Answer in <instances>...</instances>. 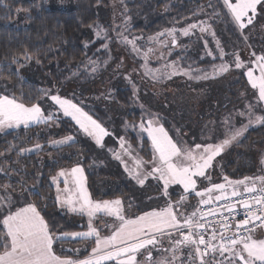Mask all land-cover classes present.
<instances>
[{"label": "snow or ice", "instance_id": "obj_1", "mask_svg": "<svg viewBox=\"0 0 264 264\" xmlns=\"http://www.w3.org/2000/svg\"><path fill=\"white\" fill-rule=\"evenodd\" d=\"M262 3L264 0H222V6L227 9L225 14H230L241 30L253 24L257 6ZM209 7L213 5L210 3ZM218 15L213 7V14L209 19ZM197 28L200 33L207 32L215 38V32L208 21L188 24L179 32L189 37ZM96 29V37L109 38L107 29L99 24ZM177 31L176 28L166 29L148 39L149 42L164 45L170 51L171 47L178 45ZM119 35L125 44L132 45L134 52L143 55L144 75L153 80L170 79L177 74L186 75L190 79H208L207 74L193 75L198 70H193L190 66L187 69L181 68L177 61L166 63L162 69H153L148 64V54L154 50L149 48L142 51L137 45L136 37L129 39L123 32ZM160 37L170 38V43L166 44ZM216 44L220 49L219 55L223 58L225 53L218 40ZM102 47L108 49L107 44ZM207 54L212 55V52L209 50ZM252 56L255 57L252 64L258 68L259 75H255L254 69L249 67L247 77L252 88L258 89V100L264 102V54L257 56L253 52ZM22 59L29 61L33 56L25 50ZM13 62L20 64V58H15ZM234 64L237 69L244 67L239 55H235ZM88 65L91 66L92 73H95L97 61L89 59ZM20 67L23 65L20 64ZM229 67L228 64L215 66L213 73L227 72ZM16 71L19 72V68ZM44 95L47 97L49 92L45 91ZM50 99L59 106L64 116L75 122L79 130L91 137L97 145L103 146L102 141L109 132L98 120L70 99L58 94L50 95ZM251 107L248 106L247 125L233 130L230 120L226 119L223 132L225 139L217 144L197 143L194 146L174 140L160 123L162 118L149 112L148 116L151 118L142 120L138 127L139 135L142 137L146 133L150 140L153 154L151 161L134 156L131 145L121 137L120 152H115L114 158L124 164L130 177L141 186L149 178L162 182V195L165 197L169 196V187L172 185L182 186L184 193L179 200L171 201L169 198L164 207L142 212L134 218L123 214V202L120 199H92L85 170L80 163L71 168H60L51 180L56 186L55 202L69 213L86 215L87 231L54 235L41 214L42 209L38 202L26 201L22 207H17L10 191L11 185H0V190L4 193L0 195V264H140L137 257L145 253L147 264H183L182 256L185 251L187 260L194 264H213L217 254L223 259L215 261V264H264V238L256 236L257 230L264 233V176L244 177L235 181L225 176L224 183H210L209 187L197 190V181L200 178L210 180L207 170L213 167L214 159L220 156L225 147L243 136L253 124H264V117L257 116L255 120L251 118ZM238 115L243 117L245 113L240 112ZM56 118L55 113L45 114L39 102L25 104L13 95L0 94V132L21 126L27 129L32 124H48ZM71 142L73 137L69 135L50 143L60 146ZM41 147L36 144L33 148H19L18 154L36 151ZM2 155L4 154L0 153ZM123 156L131 158L133 167L128 166ZM146 165H150V171L146 170ZM0 172L5 176L9 175L3 167H0ZM61 183L63 188L60 187ZM32 190L36 191L35 186ZM36 194L39 195L38 192ZM192 194L200 198L199 206L185 215L180 209L184 207L188 195ZM239 209L243 211L240 212ZM101 214L115 218L109 235L102 236L93 223ZM237 214L244 218L236 220ZM89 238L94 239L95 246L86 258L73 259L70 256L57 255L54 251V243L58 240ZM165 240L169 244L168 249H164ZM162 250L170 253V258L163 256L153 259V253Z\"/></svg>", "mask_w": 264, "mask_h": 264}, {"label": "rangeland", "instance_id": "obj_2", "mask_svg": "<svg viewBox=\"0 0 264 264\" xmlns=\"http://www.w3.org/2000/svg\"><path fill=\"white\" fill-rule=\"evenodd\" d=\"M135 1L106 0V2L101 3V7L97 10L99 18L97 24L107 29L109 38L96 37V26H92L87 31L90 34L89 43L94 44L98 42L99 44V47L95 48L96 50L94 51L96 57L93 61H97L98 65L95 73H92L91 66L88 65L89 59H85L82 63H77L76 68L70 70L63 83L59 85L51 80L48 73L40 70L32 62L27 66L19 68L18 72L21 78L36 83L41 89L43 97L40 104L45 110V114L55 113L56 119H68L72 123L69 128L72 130L70 135L73 137V142H84L89 151L93 153L94 160L91 167H89L90 169H86L79 162L85 170L86 177L89 170L93 171V166H104L110 175L116 173V181H112L111 179H108L107 183L98 181L95 185V190H91L87 181V187L92 199L101 201L120 199L123 202V214L131 218L140 215L142 212L150 211L153 208H162L169 201V198L171 201H177L180 199V195L184 194L182 186L172 185L169 187V196H163L162 182H158L153 178L146 180L144 185H139L135 179L128 175L124 164L114 158V153L120 152L121 137L127 144L131 145L133 155L141 158L133 147V141L134 139L140 141L142 137L148 139L146 133L142 137L139 135L140 130L138 125L142 120L147 121L151 118L148 116L149 112L162 118L160 119V123L163 124L174 140L181 141L188 146H194L197 143H220L226 138L223 134L226 119L230 120L233 130L247 125L249 120V105L252 106L251 118L253 120L257 116L264 117V102L258 100V89L252 88L247 77L249 67L254 69L255 75H259L258 68L252 64V61L255 59L252 53L255 52L257 56L264 54V3L257 6V15L254 18L253 24L241 30L232 20L230 14L223 17L222 14L217 12L219 13L218 16H213L212 19H209L213 14V7H216L218 1L222 5V0H191L196 3L195 7L197 11L194 14L189 15L186 19L168 23L164 29L154 34H149L143 31L138 32L134 28L139 22L148 24L160 16H165L168 14L170 4L176 0H162L163 8L158 11L154 10V0H139V3L133 8L130 5ZM210 3L213 7H209ZM52 5L53 8H57L58 10L66 9L63 0H54ZM224 9L227 13V9ZM126 17L130 19H126ZM199 21H208L212 25L215 38L210 33H200L198 28L193 30L194 34L189 37L180 34V29L187 27L188 24L198 23ZM221 23L224 26H228L229 29H219L218 27L222 25ZM125 28H127V31H124ZM171 28L178 30L176 35L178 45L171 47L170 51L160 43L149 42V37H153ZM121 32L125 36H128L129 39L136 37L137 45L142 51H146L149 48L154 50L148 54V64L151 68L162 69L166 63L177 61L181 68L187 69L183 67V60L198 58L199 60H204L206 63L204 64L205 66L199 68L191 67L193 70H198L194 71L193 75L202 76L207 74L208 79H190L186 75L177 74L173 75L170 79L153 80L150 76L144 75L145 69L142 65L145 63V60L143 55H138L132 50L131 44H125L122 41L119 35ZM244 37H247V39L245 40ZM160 39L164 40L166 44L170 43V38L168 37H160ZM217 40L220 43V48L225 53L223 58L219 55L220 49L217 48ZM205 42H207V46H205ZM103 44H107L108 49H104L102 47ZM209 50L212 52V55L207 54ZM235 55H239L244 67L239 69L235 67ZM194 63L196 61L191 65ZM221 64H228L230 66L229 70L214 74L213 68ZM82 75L84 77H81ZM216 85L219 86L218 89H216ZM120 88L130 89V96H132L129 100L130 108L127 111H129L128 114L134 116L124 121V118L119 115H124L125 111L115 100V92ZM45 91L49 92L47 97L44 95ZM2 93L0 90V94ZM54 94L77 103L96 120L98 119L85 108L86 106L89 108L100 106L103 110H108L109 121L112 122V126L108 128L98 120L109 132V135L102 141V147L97 145L91 137L84 134L82 130H79L70 117L63 115L62 110H59V106L55 105V102L50 99V95ZM136 109L139 111L137 112ZM240 112H244L245 116L240 117L238 115ZM34 125L37 124L30 126ZM132 125H136L137 127H131ZM261 125L263 124H253L243 136L238 137L236 141H233L224 148L220 156L214 159L213 167L207 170L210 180L200 178L197 181V190L209 187L210 183H224L225 176L233 181L241 180L244 177L264 176V155H254L253 160L255 165L248 166L246 158L245 160L242 159L243 162L240 159L242 151L239 147L240 142L246 134L251 130L259 128ZM16 129L19 128L6 129L0 132V135ZM177 130L179 131L177 132ZM61 146L63 145L54 146L50 144L51 148ZM149 149L152 154L151 143L149 144ZM70 156L71 154L69 153L65 154L67 158H70ZM123 159L128 162L130 168L133 167L131 158L123 156ZM49 160L51 162L59 161L58 158L53 156L49 157ZM143 160L151 161L152 159ZM232 162H234V168H230ZM76 164L64 165L61 168H71ZM146 170L150 171V165H146ZM243 172H245L244 175H242ZM49 183L53 189L54 197H56V186L51 178L49 179ZM60 187L63 188L62 183ZM106 193L110 194L111 198L103 199L98 197ZM0 195H4L1 190ZM12 198L17 202V207L24 205V199H20L14 195H12ZM199 199L194 194L188 195L187 201L180 211L185 215L190 214L199 206ZM58 207L70 220H73V222L80 226H84V229H76L73 232L87 231L88 217L86 215L81 216L69 213L59 205ZM114 222L115 218L103 214L93 220L101 235L109 233ZM256 236L264 238V234L260 232H256ZM69 240L74 241L72 239ZM93 240L92 238L88 239V241ZM164 242L167 241L165 240ZM168 248L169 244H164V249ZM91 250L92 248L88 247L81 248V252L88 251L89 254ZM146 256L147 253L138 255L137 259L140 264H147L145 260ZM163 256L170 258V253L163 250L153 253V259H160ZM185 256L187 255L184 253L182 256L183 264H194V262L189 260L186 262L187 258ZM221 259L223 258L217 254L213 264H215V261ZM108 264H114V262H108Z\"/></svg>", "mask_w": 264, "mask_h": 264}, {"label": "trees", "instance_id": "obj_3", "mask_svg": "<svg viewBox=\"0 0 264 264\" xmlns=\"http://www.w3.org/2000/svg\"><path fill=\"white\" fill-rule=\"evenodd\" d=\"M53 1L3 0L0 3V90L3 92L2 94L13 95L25 104L40 103L43 94L36 83L18 75L16 69L22 68L20 64L24 67L30 62L35 63L40 70L49 74L55 84L59 85L63 83L69 71L76 68L77 63H82L85 59L94 60L96 57L94 51L99 47L98 42L89 43L90 34L87 31L92 26H96L99 19L97 10L106 0H63L66 6L65 10L53 8ZM138 3L139 0H136L130 6L134 8ZM153 3L155 11L163 8L162 0H154ZM195 6L196 3L191 0H176L170 4L168 14L160 16L148 24L139 22L134 29L138 32L154 34L164 29L168 23L186 19L189 15L194 14L197 11ZM215 11L222 14L223 17L226 15V10L219 1ZM218 28L229 29L223 24ZM25 50L33 56V59L29 61L22 59ZM17 57L20 58V64L13 62ZM37 59L39 63H37ZM195 61L196 63L191 65ZM205 63L204 60L198 58L184 59L183 67L199 68L205 66ZM215 87L219 88L217 85ZM130 92L131 90L127 88H120L115 92L116 102L125 111L124 115H119L124 118L123 121L134 116L128 114L129 111H127L130 108L129 100L132 97ZM85 108L106 127L112 126L108 110H103L100 106H93V108L86 106ZM136 111L139 110L136 109ZM71 125L72 123L68 119H54L48 124H37L29 126L27 129L21 127L0 135V153L4 154L0 156V167L5 168L9 173L5 176L0 172V185H11L12 195L24 199L25 202H38V206L42 209L41 214L48 222L54 235L84 229V226L76 224L59 210L49 183V179L64 165L81 162L87 169L93 163L94 155L82 141H75L58 148L50 147L51 141L62 139L71 134L72 130L69 128ZM36 144H40L41 149L18 154L19 148H33ZM149 144L150 141L145 137H142L140 141L135 139L133 141V147L137 154L145 160L152 159ZM239 147L242 151L240 159L245 160L246 158L248 166L255 165L254 155H264V124L249 131L240 142ZM67 153L71 154L70 158L65 157ZM51 156L58 158L59 161L51 162L49 160ZM234 167V162H232L230 168ZM92 168L93 171L87 172V181L91 190H95L98 181L107 183L110 178L116 181V173L108 174L104 166H93ZM244 174L245 172L242 173V175ZM33 186L36 191L32 190ZM98 197L108 199L111 198V195L106 193ZM87 242L91 243L92 241H88V239L58 240L54 243V251L57 255L82 259L89 255L88 251H80ZM90 246L89 244L88 248H91ZM71 249L79 251L72 252Z\"/></svg>", "mask_w": 264, "mask_h": 264}, {"label": "crops", "instance_id": "obj_4", "mask_svg": "<svg viewBox=\"0 0 264 264\" xmlns=\"http://www.w3.org/2000/svg\"><path fill=\"white\" fill-rule=\"evenodd\" d=\"M111 179V178H110ZM112 180V179H111ZM112 181H114V180H112ZM22 207V206H21ZM128 218H131V217H128ZM257 232H260V231H257ZM261 234H264V233H262V232H260ZM110 234V232L109 233H107V234H104V235H109ZM103 234H102V236H104ZM166 243H168V242H164V244H166ZM89 244L91 245L90 247L91 248H93L94 246H95V243H94V240L91 242V243H86V244H84L83 246H82V248H84V247H89ZM81 251V250H80ZM186 255H187V251H185L184 252ZM87 257V256H86ZM86 257H84V258H86ZM186 258H187V256H185ZM83 259V258H82ZM188 260L186 259V262H187Z\"/></svg>", "mask_w": 264, "mask_h": 264}, {"label": "built area", "instance_id": "obj_5", "mask_svg": "<svg viewBox=\"0 0 264 264\" xmlns=\"http://www.w3.org/2000/svg\"><path fill=\"white\" fill-rule=\"evenodd\" d=\"M239 211L242 212L243 210L242 209H239ZM225 214L227 215V213H225ZM243 218H244V216L241 215V214H237L236 215V220H240V219H243ZM209 219H212V218L210 217ZM214 226H216V225H214ZM257 231H259V230H257Z\"/></svg>", "mask_w": 264, "mask_h": 264}]
</instances>
